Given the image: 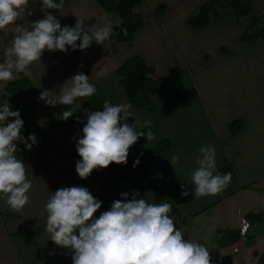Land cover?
Returning a JSON list of instances; mask_svg holds the SVG:
<instances>
[{"label":"crops","instance_id":"crops-1","mask_svg":"<svg viewBox=\"0 0 264 264\" xmlns=\"http://www.w3.org/2000/svg\"><path fill=\"white\" fill-rule=\"evenodd\" d=\"M208 1L179 0L173 8L169 6L157 16L154 13L156 6L144 0L136 9L145 17V22L136 31L131 44L116 40L114 24L119 19L117 15H109L97 0H64L59 12L52 10L62 26H74L77 17H81L86 26L110 24L112 34L103 45L93 43L84 51H72L71 48L67 53L45 50L41 61L34 62L27 71L37 93L49 89L58 97L59 87L82 71L89 75L97 89L92 97L84 99L97 111H103L105 100L112 104H131L116 71L126 59L141 55L155 68L158 76L168 75L173 68L179 69L188 97L178 100L161 95L154 97L146 107L131 104L135 118L129 117L128 123L136 121L137 131L147 132L149 129L144 127V122L151 121V130L155 134L154 140L144 144L139 139L132 146V158L136 161L144 147H154L164 139L170 143L169 149L154 155L146 167L132 173L107 174L104 169H99L86 179L79 178L75 171L76 162L80 160L76 141L82 135L83 125L75 127L62 123L28 152L18 144L20 151L16 156L24 161L28 179L32 182L30 203L16 213L0 199V264H72L67 250L56 246L44 230L45 204L62 187H87L102 202L95 214L97 217L108 210L113 201L121 199V193L128 192L131 198L133 191L138 190L149 203H170L172 211L169 215L182 231L188 225L189 230L198 231L208 219L222 221L227 216L226 209L238 201V197L264 188V39L257 42L241 40L251 17L264 13V6L256 9L252 0V14L239 22L234 12L226 9L211 18L206 27H190L189 18ZM55 2L59 3V0ZM40 7V0H29L17 22L0 30L6 49L11 47L17 34V25L30 28L32 21L42 18ZM29 9L34 15H28ZM4 52L1 53L3 57ZM2 90L0 106L5 104ZM58 105L50 106V109L53 111ZM234 120L244 123V128L236 135L229 129ZM207 145L216 150L219 173L226 161L231 163L234 171L231 182L214 196H195L183 203L179 207L180 218L185 221L180 222L182 220L174 212L173 190L182 189L181 184L186 188L192 185L190 176L198 167L199 149ZM173 154L179 155L175 167L169 160ZM245 219L244 214L238 215L235 224L241 226ZM227 228L222 226V229Z\"/></svg>","mask_w":264,"mask_h":264},{"label":"clouds","instance_id":"clouds-1","mask_svg":"<svg viewBox=\"0 0 264 264\" xmlns=\"http://www.w3.org/2000/svg\"><path fill=\"white\" fill-rule=\"evenodd\" d=\"M40 3L42 18L32 21L30 28L16 26L17 34L0 62V82L19 78L34 62L41 61L45 50L84 51L93 43L103 45L111 38L110 24L86 26L85 19L76 16L74 26H62L52 10L59 12L64 0L59 3L40 0ZM28 4L29 0H0V30L16 23ZM28 15L34 12L29 9ZM59 89L58 97L52 90L44 89L39 99L52 107L68 106L78 98L92 97L97 91L89 75L82 71ZM73 115V111L67 110L60 118L67 121ZM129 117L135 118L131 104H112L105 100L103 111L85 109V120L76 118L77 123L83 124L82 135L76 141L80 160L75 171L79 178L86 179L94 170L106 169L113 163L126 165L131 147L141 137L148 141L155 139L151 121L144 122L147 132L137 131L136 121L129 124ZM23 127L19 110H12L7 103L0 106V199L16 213L30 203L32 188L24 161L16 156L20 151L18 144H24L28 151L37 144L35 133L25 137ZM199 153L198 167L190 176L195 196H214L229 186L231 173L217 171L216 150L212 145L202 146ZM169 160L175 167L179 155L173 154ZM138 164L139 159L133 167ZM181 188L182 195L188 196L186 185L181 184ZM120 195L122 198L113 201L98 217L95 214L102 202L87 187H62L48 199L44 230L56 246L67 250L72 264H212L209 249L203 243L185 238V233L176 226L169 215L170 203H149L138 190L133 191L131 198L128 192Z\"/></svg>","mask_w":264,"mask_h":264},{"label":"trees","instance_id":"trees-1","mask_svg":"<svg viewBox=\"0 0 264 264\" xmlns=\"http://www.w3.org/2000/svg\"><path fill=\"white\" fill-rule=\"evenodd\" d=\"M100 6L109 14L117 15L119 22L114 24L115 38L119 42L131 44L134 40L136 31L144 24L145 17L137 11L136 7L144 0H97ZM167 9L163 3H159L154 13L161 16ZM226 9L234 12L236 21L248 17L253 12L252 0H209L200 6L199 10L192 15L188 24L190 27L199 29L206 27L211 18L217 17ZM126 30V31H125ZM264 39V13L252 16L246 30L241 34V40L245 42H257ZM121 86L124 89L128 101L136 107H146L156 96L170 95L178 100H184L188 97V92L184 82L182 81L180 70L173 68L166 76H158L155 68L150 65L141 55H134L122 62L116 71ZM40 94L37 93L35 85L31 77L26 73H21L19 78L8 81L2 90V98L12 110H19L21 118L24 121L22 134L27 137L31 133H35L37 144L32 149L43 142L46 137L59 127L62 123L79 127L82 123H77L76 118L81 121L85 120V109L89 111H97L96 108L86 99L78 98L72 105H58L56 109L45 117L40 126L32 128L29 125L35 109L43 103L39 99ZM71 110L74 112L73 117L67 121L60 118L63 111ZM244 128L241 120H234L229 124L232 135H236ZM146 132V131H145ZM142 143H146L144 137L140 138ZM23 151L24 144H20ZM168 140L160 141L154 147H144L138 154L139 164L135 168L133 164L135 160L132 158V147L128 156L126 165L111 164L104 169L107 174L132 173L139 168L146 167L152 160L153 156L169 149ZM31 149V150H32ZM141 153H143L141 155ZM233 174V167L230 162L226 161L221 168L220 173ZM183 189L174 188V197L176 207L174 212L177 218L181 217L180 206L183 203L191 201L195 197L194 185L187 188L188 196L182 195ZM184 222V218H180ZM253 256L257 257L254 264H264V251L255 250Z\"/></svg>","mask_w":264,"mask_h":264},{"label":"rangeland","instance_id":"rangeland-1","mask_svg":"<svg viewBox=\"0 0 264 264\" xmlns=\"http://www.w3.org/2000/svg\"><path fill=\"white\" fill-rule=\"evenodd\" d=\"M150 5L157 6L159 3L167 7H174L179 1L175 0H146ZM256 9L264 6V0H254ZM257 11V10H256ZM119 19V18H117ZM119 21V20H118ZM5 38L0 34V62L3 61L1 53L6 50ZM7 82H0L2 90ZM44 102L34 112L29 125L32 128L40 126L45 117L53 111ZM256 192L238 197V201L230 204L227 216L222 221L217 219L205 221L199 227L200 230H189L185 238L203 243L210 251L212 264H254L257 257L253 256L255 250L264 251V188H256ZM238 208V209H236ZM244 214L245 221L249 224L247 231H242V226H237L238 215ZM228 227L226 230L222 229ZM238 228H235V227ZM185 229V230H186ZM185 230L183 231L185 233Z\"/></svg>","mask_w":264,"mask_h":264},{"label":"built area","instance_id":"built-area-1","mask_svg":"<svg viewBox=\"0 0 264 264\" xmlns=\"http://www.w3.org/2000/svg\"><path fill=\"white\" fill-rule=\"evenodd\" d=\"M242 227H243L242 231L245 233L247 231L248 227H249V224L246 221H244Z\"/></svg>","mask_w":264,"mask_h":264}]
</instances>
